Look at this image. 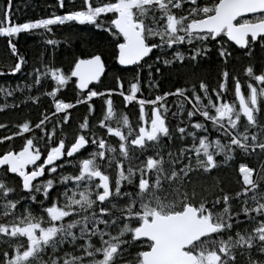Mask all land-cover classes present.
I'll return each mask as SVG.
<instances>
[{"label":"snow or ice","instance_id":"6c2138e0","mask_svg":"<svg viewBox=\"0 0 264 264\" xmlns=\"http://www.w3.org/2000/svg\"><path fill=\"white\" fill-rule=\"evenodd\" d=\"M58 3L61 9L65 7V0ZM247 13L257 15L251 20L243 18ZM102 14H110L111 19H101ZM0 16L10 21L12 0H6ZM70 21L87 22L111 33L118 64L135 66L137 76L127 94L121 77H116L119 95L127 105L139 91L142 67L148 69L145 82L149 89L159 87L153 79L154 64H146L157 49L154 63L167 68L176 61L198 62L211 43L219 44L221 34L240 46L248 44L249 36L252 41L258 36L264 41V0H213L210 4L199 0H98L95 4L82 0L81 7L62 14L0 24V35L8 37V48L15 57L9 71H22L26 64L12 40L17 33L43 34L41 30L51 32L53 25ZM182 43L189 46L187 54L180 50ZM217 55L225 65L218 87L210 88L200 80L198 88L189 84L152 100H140L136 126L126 113L117 114L111 99L114 89L97 91L90 84L104 71L101 53L75 57L67 73L43 62L44 72L29 71L35 85L42 77H51L55 86L42 95L53 98L75 78L76 104L87 102L88 115L69 137L65 126L71 117L66 110L73 104L54 99L55 112L63 113L62 120L53 122L49 117L54 113L42 112L35 123L25 119L14 125L17 131L0 135V142L10 143L14 137L31 133L19 148L10 144L0 153V264H264V159L256 169L239 164L243 186L232 194L219 181L212 188L206 184L198 188L192 180L196 172L210 174L220 164L231 163L237 152L264 158V122L259 118L264 110V69L255 73L254 66L244 67L250 78L245 95L240 79L226 67L231 52L221 46ZM155 75L162 76L160 67L155 68ZM229 79L234 82L235 100L231 102L224 99L230 92ZM25 87L31 89L33 83L17 88L0 85V96L11 97ZM105 96L109 98L103 100L104 115L96 122L103 135L92 130L89 136V115L94 114L90 100ZM169 96L180 98L179 112H173V117L185 111V102L191 104L187 123L175 128L181 142L178 150L170 147L173 135L168 126L169 107L164 103ZM24 100L38 104L39 95ZM146 103L151 105L150 117ZM18 106L0 103V111ZM197 113L203 121L194 119ZM204 121L211 123L216 136L210 138ZM6 126L0 123V129ZM113 136L118 138V147L109 142ZM164 138L169 141L167 151ZM189 138L192 143H184ZM86 146L92 151L82 156ZM65 166L74 171H63ZM113 166L114 181L108 172ZM53 189L62 191L53 196ZM233 200L239 204L238 211L232 210ZM33 204L39 205L38 212ZM241 214L251 228L237 227Z\"/></svg>","mask_w":264,"mask_h":264},{"label":"flooded vegetation","instance_id":"af4514ba","mask_svg":"<svg viewBox=\"0 0 264 264\" xmlns=\"http://www.w3.org/2000/svg\"><path fill=\"white\" fill-rule=\"evenodd\" d=\"M257 15V14H255ZM255 15H248L245 16L243 18L248 19V17L251 16H255ZM103 19V18H101ZM240 18H238L239 20ZM106 20V19H104ZM109 20V19H108ZM87 23V22H86ZM87 25H89L87 23ZM91 25V24H90ZM94 26L95 31H99L102 32L104 34H106L102 29H99L97 27H95V25H91ZM105 27H107V24H105ZM107 35V34H106ZM1 37L3 35H0ZM5 36V35H4ZM7 37V36H5ZM8 38V37H7ZM107 41H109V44L112 48V52H110L108 54V56H104L102 54V62L104 63V72L101 75V78L96 81V82H91L90 84L92 86H94L95 90L97 91H102L105 88H111L114 89L115 91L113 92L114 94L111 95V98H113V96H117L119 95V89H117V85H116V77L119 76L121 77V81H122V89L125 92V94H127L129 92V86L130 84L135 80L136 76H137V70L135 68V66H122L119 65L118 62L115 59V44H114V37H108L107 35ZM225 40V42H227V45L229 46L228 51L231 52V67L233 64V56L235 55V53H241L242 56L245 58V61L243 63L244 66L241 67L240 70L236 71L233 68H230L229 63H227L226 67L227 70L229 71L230 74H234L238 77V79H240L241 84H242V91L243 93L246 95L247 94V84L246 81H249L250 78L247 77L244 74V67L249 65L248 62V55H246L245 53L248 52V48H250V46L252 44H262L261 45V50H264V41H262L260 38H258L256 41H252L251 38H248V44L247 47L242 48V47H238L236 45H234L232 42L228 41L226 36L224 35H220L219 36V40ZM213 44H215V42L211 43L210 46H212V49L214 48L217 52H218V48L216 46H214ZM176 49H173L172 51H175ZM181 51H184L186 54V46L185 44L182 43V46L180 48ZM160 51L159 49H157L156 51H154L153 53L150 54V58L146 61V64H154V67L152 68V72H153V79H156L158 82L159 87L153 90L149 89L148 84L145 82L147 80V76H148V69L147 67H142L140 69V83H139V91L135 94V99L128 101L127 106L131 109L133 108L131 111L128 112H124V114L126 113L129 117V119L131 120L133 126H136L137 121H138V117H139V101L140 100H152L154 99V97L156 95H162L163 92L167 91V92H172L176 87H183V88H187L189 86V84H195V86L198 88L199 86V81L200 80H204L206 83L209 84L210 88L211 87H218V80H219V73L221 71V69L224 66H221L219 69V73L218 75H216L215 77H209V76H201L199 78H197L196 82H189L187 80H178L179 82H175V83H167V75L170 74V70L172 68H182L186 65L187 60L185 61H176L174 62V66H168L167 68H165L162 64L160 63H154L156 60V52ZM99 52H91L90 54H96ZM87 54V55H90ZM210 54L209 52L207 53V55ZM87 55H81V57L83 56H87ZM170 55V53H169ZM201 57V58H206L207 57ZM218 56V55H217ZM77 57V56H76ZM199 62V61H198ZM246 62V63H245ZM72 63H74V60L68 64L67 67L63 68L62 71H64L65 73L70 72L71 70V65ZM197 62H193V64H195ZM156 67H160L162 69V74L163 77L161 76L160 78H157L155 75V68ZM32 69H39V68H23L22 71H18L17 73H11L9 71V68H0V85H3L5 88H17L18 85H21V83H23V85H27L29 83H33V87L31 89L29 88H22L21 90L15 91L13 92L11 97H3L0 96V100H2V102L4 103H8L9 105H19L18 109L21 108H25L28 107V104L30 103L31 105L34 106H40L39 112H38V116H31L30 113L28 112L27 114L25 113L24 115H21L18 117V119L13 120L10 117L6 116V118H4V122L6 123V128L3 129V135L7 136L9 133L13 132V131H17V129L14 127L15 124H18L20 122H22L23 120L27 119L30 120L32 123H35L38 119L41 118V113H47V112H52L55 115L53 117H49V119L51 121L54 122L55 119H63V113H56L55 112V106H54V99H61L64 102L67 103H72L73 107L71 109L66 110L69 114L71 119L68 121L67 125L65 126V131L68 133L69 137L74 136L75 132L78 130V123L79 122H83L84 117H85V113L88 112V103L87 102H83L80 104H76V100H77V90L75 89V84H74V79L75 78H71V80L69 81V83L65 86V88L63 89H58V92L56 94V96L53 97H49L46 95H42V93H46L48 91H51V88L53 86H55V82L51 80V77H42L41 78V83L39 85H35L34 84V75L32 77L28 76L29 71H31ZM39 71L44 72L45 69H39ZM113 72V74L110 76L109 72ZM132 71V72H131ZM130 73V74H129ZM131 77V78H130ZM253 83H255L254 81H251ZM227 86L230 89L229 94H227L226 96H224V99H228L230 102L235 100V96H234V82L231 81V79L228 80L227 82ZM42 92V93H41ZM188 95H190V89L189 92L187 93ZM36 96L39 95V103L38 104H33L31 101H26L28 103L25 102L24 97L25 96ZM200 95L202 96L203 94L200 93ZM213 98L215 94H212ZM123 97V96H122ZM109 98L108 96H105L103 98L101 97H92L90 102L93 105V109H94V114L89 115V124H90V130H89V136H91V131L95 130L97 131L98 134L103 135V131L100 129V126L96 123L103 115H104V104H103V100ZM180 99L179 97H175V96H169L166 97L164 100V103L166 104V106L169 107V112L167 114L168 116V126L170 129V132L173 135V140L171 141L170 147L173 150H178L181 147V142L177 139V135L175 133V128L177 127V125L179 124V126L183 127L184 123H187V109L190 108L191 105H189L187 102H185V111L180 113L179 116L177 117H173L172 113L173 112H179V109L177 108V100ZM44 100L49 101L48 106L44 107L43 106V102ZM204 103H207L206 100H204ZM237 107H238V101L236 102ZM145 112L149 115L150 117V111H151V105L149 104H145ZM264 107V106H262ZM14 107H10L6 110V112H10L13 110ZM78 109H82V110H78ZM81 111V112H79ZM134 111V112H133ZM21 114V113H20ZM80 114V115H79ZM133 114V115H132ZM132 115V116H131ZM260 120L261 122H264V110L261 111L260 113ZM194 119L197 120H201L203 121V118L197 113L196 116L194 117ZM11 122H14V125H11ZM72 122V123H71ZM206 126L209 128L210 130V138L214 137L217 135V133L212 130L211 127V123L204 121ZM91 125H95V129H91ZM244 126V122H241V130L243 129ZM49 127H51V124H49ZM189 130L191 131V125L189 123L188 125ZM31 133L25 134L26 135H30ZM200 135H203L205 133L200 132ZM37 135H39V132H37ZM25 137H14L10 143L8 142H0L3 143V150H6L9 148L10 144L12 146H14L15 148H19L22 143H23V139ZM59 138V136H58ZM176 138V139H175ZM110 143L116 145L118 147V138L116 137H111V139L109 140ZM198 142V140H197ZM163 145H165V151L168 150V146H169V141L167 138H164L162 140ZM184 143H192L191 139H186ZM92 151V147L91 146H86L85 149L83 150L82 156H86L87 153ZM2 153V152H0ZM46 154V153H45ZM147 154H152V152L150 151ZM144 158V157H141ZM218 161H222L223 157L222 156H217ZM29 170L31 168V166H28ZM223 169V170H227L228 168H232L234 169V160L227 164H220L219 167L216 168V170L218 169ZM239 168V167H238ZM237 168V169H238ZM63 171L65 172H70V171H74L73 169L69 168L68 166H65V168L63 169ZM112 171V172H111ZM115 171V167L113 166L112 168L108 169L109 174L111 175L113 172ZM111 172V173H110ZM235 173L237 175V178L240 179V177H238V170H235ZM60 175V172H57V177ZM112 176V175H111ZM45 178H47V176H45ZM239 180L237 179L236 182H238ZM238 184L240 185V187H242V183L238 182ZM52 195L55 196L57 194V191H62V189H53L50 190ZM33 209L36 210L37 212L39 211V205L37 204H33L32 205Z\"/></svg>","mask_w":264,"mask_h":264},{"label":"trees","instance_id":"16d2710c","mask_svg":"<svg viewBox=\"0 0 264 264\" xmlns=\"http://www.w3.org/2000/svg\"><path fill=\"white\" fill-rule=\"evenodd\" d=\"M199 1L207 3L205 0ZM81 2L82 0H65V7L61 9L57 0H12V16L10 21L13 23H23L26 20L43 18L50 16L53 13L62 14L63 11L81 7ZM5 4L6 0H0L1 7L5 6ZM187 6L188 5L185 4V7ZM84 24L82 25L77 22H73L69 25H53L51 32H43V30H41L43 34L40 32L18 33L16 35L17 39L12 38V40L13 43L16 44L18 52L25 58L26 64L23 68L44 69L41 67V62H43L44 64H48L50 67H59L63 69L67 67L76 56L87 55L93 51L99 52L104 56H108V54L112 52V48L109 41L106 39L107 35L102 32L95 31V29L89 27L91 26L90 24L86 26ZM49 39H54L57 43L49 45L46 43ZM225 44L226 43H224V45ZM209 53L210 54H208L206 58H200L199 62L195 64L188 62L182 68H172L170 70V74L167 75V83L173 84L175 82H179L180 80L196 82L197 78L201 76H209L212 78L218 75L220 67H225L224 62L217 55H215L216 51L214 48L212 51L210 50ZM259 55L260 54L258 52L255 56L256 60H258ZM244 61L245 58L241 53H235L233 56L232 67L230 63L231 58L227 63H229L230 68L238 71L243 66ZM14 63L15 57L12 56L11 51L8 48V38L0 36V68H10L11 66H14ZM112 73V71L109 72L110 76ZM111 99L113 101L114 108L120 112H126L128 110L131 111L133 109H130L127 105H125L124 98L121 95H115ZM2 100L3 99L0 100V103H4ZM48 103L49 101L44 100L43 106L47 107ZM39 109L40 106H34L29 103L28 107L25 108L15 109L14 107L10 112H6V110L0 111V123H5L3 119L6 118V116L13 120L18 119L19 116L24 115L25 113L27 114L28 112H31V116H38ZM85 115H88V112H86ZM11 125H14V122H11ZM3 133V129H0V135H3ZM3 148V143H0V152H3ZM261 159L264 158H258L256 156L245 157L237 152L234 159V169L228 168L227 170H223L221 168L213 173L211 172L210 174L196 172L193 174L192 180L193 182L196 181L195 184L198 188L205 184L208 185L209 188H212L215 186L216 182L219 181V186L229 192V194H232L236 192V190L231 191L230 186L233 182L237 181L235 177V170H237L239 164L246 163L249 167L256 169L260 166ZM211 199L212 197H209V200ZM243 217L244 216L241 214L240 219L242 220ZM257 219H260V217L258 216ZM235 231L236 229L233 228L232 234H234Z\"/></svg>","mask_w":264,"mask_h":264},{"label":"rangeland","instance_id":"374dc122","mask_svg":"<svg viewBox=\"0 0 264 264\" xmlns=\"http://www.w3.org/2000/svg\"><path fill=\"white\" fill-rule=\"evenodd\" d=\"M208 4H210V3H212V0H205ZM92 2H93V4H95V3H97L98 2V0H92ZM199 3H201V4H204L205 2L203 1V2H201V1H199ZM81 4H82V2H81ZM4 6H0V9H2ZM256 16V15H255ZM255 16H251V17H248V19H254L255 18ZM101 18H103V19H106V20H110L111 19V15L110 14H102V17ZM74 21H70V22H66V24L65 25H69V24H71V23H73ZM11 23H13V22H11ZM0 24H3L4 26H5V21L3 20V17L2 16H0ZM83 25V24H82ZM85 26L87 25V24H84ZM89 27H92V29H94V26H89ZM22 33H25V31H21ZM21 32H19V33H21ZM105 32V31H104ZM107 35H108V37H113L112 35H111V33H108V32H105ZM18 34V33H17ZM16 34V35H17ZM16 35L13 37V39H15L16 38ZM17 39V38H16ZM224 43H226L225 45H224ZM214 46H216L217 48H219V47H221L222 45H223V47L226 49V50H228L229 48H228V45H227V42H225V41H223V40H219V44H213ZM261 45L262 44H252L251 46H250V48L248 49V52H250V57H249V55H248V62H249V65H252V66H254V72L255 73H259L260 71H261V69H264V51L262 52V50H261ZM185 46H186V52H188V51H190V49H189V46L187 45V44H185ZM195 45H193V47H194ZM212 51V46H210L209 45V51ZM208 51V52H209ZM259 52V58H258V60H256L255 59V56L257 55V53ZM189 61H187V63H188ZM192 64H193V62H191ZM55 110V109H54ZM116 110V109H115ZM116 112H117V114L119 115V114H124V112H120V111H118V110H116ZM199 114V113H198ZM112 126H116L115 125V123H113V125ZM141 159H143V158H141ZM219 170V169H218ZM238 170V169H237ZM215 171H216V169H215ZM215 171H211L210 170V173L212 172H215ZM112 172V171H111ZM110 172V173H111ZM112 175V178H113V181H114V178H115V171L111 174ZM235 177H236V180L238 179L239 181L238 182H240V183H242V180H241V178L239 179V178H237V175H236V173H235ZM238 177H240V174H239V172H238ZM194 179V178H193ZM210 179V178H209ZM238 182H233L232 184H231V186H230V189H231V191H234V190H236V191H238L239 189H240V185L238 184ZM194 183H196V181H194ZM243 186V185H242ZM232 204H233V211H238V209H239V204H238V202L237 201H232ZM221 207H222V204H221ZM243 215V214H242ZM242 223H240L239 225H237V227H239L240 229H243L244 227H245V225H247L249 228H251L253 225L250 223V222H248L247 220H245L244 219V217L242 218ZM234 229H236V227H234Z\"/></svg>","mask_w":264,"mask_h":264},{"label":"water","instance_id":"95a60500","mask_svg":"<svg viewBox=\"0 0 264 264\" xmlns=\"http://www.w3.org/2000/svg\"><path fill=\"white\" fill-rule=\"evenodd\" d=\"M253 14H254V13L243 14V17L248 16V15H253ZM237 19H238V18H237ZM5 22H6V26H8L10 21H5ZM226 38H227V37H226ZM248 38H250V36L247 37V39H248ZM258 38H259V36H258ZM258 38H257V39H258ZM227 40L230 41V42H232L234 45H236L234 41H231V40H229L228 38H227ZM236 46L244 48V47H246L247 45H245V46L236 45ZM122 66H132V65H122ZM104 69H105V67H104ZM103 72H104V71H103ZM103 72H102V74H103ZM102 74H101V75H102ZM93 82H96V81H93ZM90 83H91V82H90Z\"/></svg>","mask_w":264,"mask_h":264},{"label":"bare ground","instance_id":"6f19581e","mask_svg":"<svg viewBox=\"0 0 264 264\" xmlns=\"http://www.w3.org/2000/svg\"><path fill=\"white\" fill-rule=\"evenodd\" d=\"M11 19V18H10ZM4 36V35H3ZM246 63V62H245ZM244 66V65H243ZM132 72V71H131ZM113 74V73H112ZM130 74V73H129ZM131 78V77H130ZM114 94V93H113ZM64 100V99H63ZM121 110H123V109H121ZM124 110H126V109H124ZM129 111V110H128ZM128 111H126V112H128ZM134 112V111H133ZM133 115V114H132ZM131 115V116H132ZM72 123V122H71ZM176 139V138H175ZM237 168V167H236ZM241 217V216H240Z\"/></svg>","mask_w":264,"mask_h":264}]
</instances>
